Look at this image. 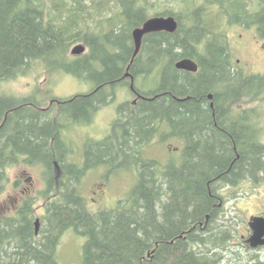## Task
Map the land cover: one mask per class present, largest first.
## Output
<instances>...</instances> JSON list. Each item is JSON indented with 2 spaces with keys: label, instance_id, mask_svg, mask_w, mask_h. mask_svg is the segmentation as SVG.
<instances>
[{
  "label": "trees",
  "instance_id": "16d2710c",
  "mask_svg": "<svg viewBox=\"0 0 264 264\" xmlns=\"http://www.w3.org/2000/svg\"><path fill=\"white\" fill-rule=\"evenodd\" d=\"M90 2L0 0V82L42 65L48 73L64 71L98 88L92 95H74L56 112L40 109L36 97L0 94V195L10 180L8 170L20 163L40 165L46 181L44 213L37 216L36 198L27 197L12 214L0 217V264H59L57 248L69 228L87 237L83 264H221V248L231 233L217 222L219 189L244 180L264 182L261 133L245 125L249 110L234 118L232 106L241 97H260L264 75H236L226 68L225 82L214 80L220 65L231 61L229 26H257L264 37V0H189L180 12L169 0ZM156 15L175 16L178 29L146 34L130 65L133 30ZM100 23L108 29H100ZM76 42H83L87 52L72 54ZM186 57L199 63L198 73L175 67ZM129 65L137 80L157 72L152 89L136 82L141 94L168 97L123 102L111 135L88 141L84 167L69 162L71 149L61 139L62 130L114 101L116 87L130 83L122 82ZM219 83L222 95L215 91ZM208 91H215V109L205 99ZM212 110L226 111L218 126ZM160 120L167 121L172 137L184 141L178 163L161 164L143 155ZM101 165L106 177L135 169L138 178L116 208L93 212L79 184L88 169ZM239 264L264 262L252 256Z\"/></svg>",
  "mask_w": 264,
  "mask_h": 264
},
{
  "label": "rangeland",
  "instance_id": "374dc122",
  "mask_svg": "<svg viewBox=\"0 0 264 264\" xmlns=\"http://www.w3.org/2000/svg\"><path fill=\"white\" fill-rule=\"evenodd\" d=\"M85 1L90 2L91 0ZM169 1L176 12L183 10L182 2L189 4V0ZM159 2H168V0H159ZM210 11L214 13L216 10L211 7ZM98 25L100 29L109 27L103 23ZM227 35L230 38V52L234 56V61L242 58L240 64L244 65L243 69L246 72H264V37L257 34L253 28L248 29L239 25L229 26ZM77 44L85 45L83 42H76L71 49ZM157 78L158 75L155 72L146 80L139 78L136 82H142L140 86L147 91L154 87V82H158ZM94 88L95 85L92 82L79 79L64 71L48 73L42 65H35L26 74L15 79L0 82V94L16 98L36 96L43 106L48 105L51 99L60 100L62 105L67 101L66 99H70L76 94L89 92ZM134 98L135 96L128 85L120 86L115 101L100 109V112L94 114L90 121L85 124L68 122L66 130L72 145L68 159L72 163L82 164L84 160L81 151L83 150L82 144L90 138L99 140L109 134L118 105L123 101H132ZM56 110L57 105H54V111L56 112ZM232 110H249V113L256 116L261 140L264 142V89L258 98L241 97L236 99ZM181 146V142L173 138H169L164 142V145L151 142L145 145L144 155L146 158L157 159L163 164H167L171 159L178 163L181 161ZM57 168L60 170L59 165ZM106 172L105 166L88 169L79 184L81 193L85 197L89 209L93 212L116 208L122 199L131 194L137 183L138 176L135 169L121 170V172L111 174L110 177H106ZM8 174L10 180L0 195V217L12 214L27 197L36 198L37 216L44 213L42 205L45 200L42 191L46 188V181L42 167L20 163L11 167ZM95 190H98L99 194H95ZM219 192L221 199L218 203L220 212L217 222L225 224L231 233V240L221 248V264H239L240 260L245 261L251 259L252 256L264 262V246L253 249L241 238V235H246L249 232L248 222L250 219L264 213V182L244 180L237 186L220 188ZM93 198H96L97 201L93 202ZM86 240L87 237L77 233L74 228L66 230L57 248L59 264H83V247ZM237 255L240 260L236 258Z\"/></svg>",
  "mask_w": 264,
  "mask_h": 264
},
{
  "label": "flooded vegetation",
  "instance_id": "af4514ba",
  "mask_svg": "<svg viewBox=\"0 0 264 264\" xmlns=\"http://www.w3.org/2000/svg\"><path fill=\"white\" fill-rule=\"evenodd\" d=\"M240 27H244V28H248V29H250V28H253L254 30H255V32H257V34H259L258 33V29H257V26H252V27H246V26H241V25H239ZM228 39H229V44L231 45V43H230V38H229V36H228ZM230 48H231V46H230ZM231 56V61L229 62V63H224V64H222V65H220V69L222 70L221 72H220V74H219V76L218 77H216V76H214V77H216V79L214 80V82H225L224 80H223V77H224V75H225V69L227 68V69H229L232 73H235L236 75L237 74H240V75H243V76H245V75H253V74H262V75H264V72H261V73H249V72H246L243 68H244V65L242 66L241 64H240V62H241V60H242V58H238V59H236L235 61H234V56L231 54L230 55ZM186 58H188V57H186ZM193 59V58H192ZM196 61V60H195ZM177 62V61H176ZM175 62V63H176ZM197 62V61H196ZM198 63V62H197ZM176 67V66H175ZM177 68V67H176ZM178 69V68H177ZM130 70V69H129ZM180 70H182V69H180ZM199 70H200V65H199V63H198V70L197 71H188V70H186V71H188V72H190V73H193V74H196V73H198L199 72ZM264 71V70H263ZM130 72V71H129ZM130 74H131V72H130ZM134 77V76H133ZM123 81L122 82H130L129 83V88H130V90H131V92L134 94V96H135V98L132 100V101H130V100H127V101H130L132 104H134V105H136L138 102H139V100L140 99H149V100H154V99H164V98H166V97H168V95H166L165 93H158V94H156L155 96H150V97H148V96H145V95H143V94H141L137 89H136V87H135V84H136V81H137V79L134 77V89H132V87H131V83H132V75H129V76H126V73H125V75L123 76ZM94 84V83H93ZM95 85V84H94ZM125 85H127V84H125ZM120 86H124V85H119V86H117L116 87V92H118V88L120 87ZM98 90V88L95 86V88L94 89H92L91 91H89V92H86V93H83V94H76V95H88V94H93V93H95L96 91ZM215 91L216 92H218L220 95H222L225 91H224V87L219 83V84H217L216 85V87H215ZM215 91H208L207 93H206V95H205V99L206 100H208L209 101V106H210V108H212V109H215ZM75 95V96H76ZM210 95H212V97L210 96ZM116 96H117V94H116ZM36 97V96H35ZM37 98V97H36ZM190 97L189 96H187V97H174V99L175 100H177V101H185V100H187V99H189ZM115 99H116V97H115ZM115 99H114V101H115ZM66 100H68V99H66ZM114 101H112V102H114ZM111 102V103H112ZM123 102H126V101H123ZM122 102V103H123ZM61 101L60 100H57V99H51V101H50V103L48 104V105H46V106H42V107H40V109H43V110H47V109H50V108H52V109H54V105H57V110L61 107V106H59V105H61ZM122 103H120V104H122ZM110 104V103H109ZM109 104H107V105H109ZM119 104V105H120ZM107 105H105V106H107ZM119 105H118V107H119ZM59 106V107H58ZM104 107V106H103ZM103 107H101L100 109H102ZM118 107H117V112H116V117H115V119L117 118V116H118ZM100 109H98V110H96L95 112H92V114H91V118H92V116L94 115V114H97L98 112H100L99 110ZM212 118H213V124H214V126H218V124H219V120L218 119H220V118H222V116L224 115V114H226V111H219V112H215V110H212ZM231 114H232V116L234 117V118H238V117H242V115L244 114V111H233V112H231ZM91 118H89L88 120H79L78 122H82L81 124H85L87 121H90L91 120ZM115 119L113 120V122L115 121ZM244 119H245V125L248 127V129H250V132H253V131H255V132H258L259 131V126H258V120H257V118H256V116H253L252 115V113H249V112H247L246 113V115L244 116ZM113 122H112V124H113ZM66 128L67 127H65L63 130H62V137H61V139L63 140V142L64 143H66L70 148H71V144H70V142H69V140H70V138H69V134L67 133V130H66ZM219 129H222L223 131H224V129L222 128V127H220ZM111 133H112V127H111V129H110V132H109V134H107V135H105V137L103 138V139H105L106 137H108L109 135H111ZM261 133V132H260ZM171 134H172V130H171V127L169 126V124L167 123V121H163V120H160V122H159V126H158V129H157V131H156V134H155V136H154V138L152 139V141L151 142H157V143H159L160 145H164V142H166L169 138H173V139H176V140H178L179 142H181V147H180V149H181V151L183 150V148H184V141L182 140V139H180V138H178V137H172L171 136ZM91 140H95V141H99V140H102V139H99V140H97V139H93V138H90V139H88L85 143H83L82 144V147H83V150H81L82 151V154H83V156H84V160L82 161V164H79V166H81V167H84V165H85V162H86V157H85V149H86V145H87V143H88V141H91ZM151 142H149V143H151ZM146 145V144H145ZM145 147V146H144ZM179 147V146H178ZM82 149V148H81ZM142 152H143V155H144V148H142ZM145 156V155H144ZM157 160V159H156ZM171 160H173V159H171ZM68 161L69 162H71V160L70 159H68ZM159 161V160H158ZM175 161V160H174ZM160 162V161H159ZM54 163H55V165L56 166H58L59 165V163L57 162V161H54ZM161 163V162H160ZM161 164H163V163H161ZM101 166H104V165H101ZM94 169V168H93ZM110 177V176H109ZM94 193L95 194H99V191L98 190H95L94 191ZM93 200V202H95V201H97L96 200V198H93L92 199ZM222 203V202H221ZM219 206H220V204H218ZM258 215H263L264 216V213H261V214H258ZM208 220V219H207ZM207 223V222H206ZM195 228V226H193V228H191V230L192 229H194ZM201 228H205V225L203 226V225H201ZM252 233V231H251V229L249 228V232H248V234H243V235H241V238H242V240L245 242V243H247V238L250 236V234ZM247 244H249V243H247ZM263 247V246H262ZM258 248H260V247H258ZM258 248H253V249H258Z\"/></svg>",
  "mask_w": 264,
  "mask_h": 264
},
{
  "label": "water",
  "instance_id": "95a60500",
  "mask_svg": "<svg viewBox=\"0 0 264 264\" xmlns=\"http://www.w3.org/2000/svg\"><path fill=\"white\" fill-rule=\"evenodd\" d=\"M179 27V22L173 15L168 16H152L149 17L141 26L136 27L133 32V39L135 43V51L133 54V58L131 60L130 65L134 62L135 57L138 55L143 37L152 32L159 31H167V32H175ZM86 51V46L83 44H77L72 49L71 52L74 55H80ZM130 65L127 67L126 76L132 75L129 72ZM175 66L178 69L188 70V71H197L198 63L192 58H182L175 63ZM132 89H134V77L132 75ZM212 97V95H210ZM210 215H207V219H209ZM37 232L39 230L40 219L38 218L35 222ZM249 228L252 233L247 238V243L252 248H258L264 246V216L263 215H255L248 222Z\"/></svg>",
  "mask_w": 264,
  "mask_h": 264
}]
</instances>
